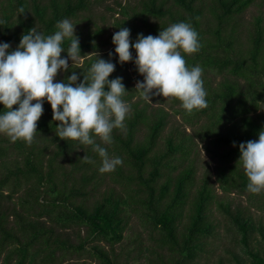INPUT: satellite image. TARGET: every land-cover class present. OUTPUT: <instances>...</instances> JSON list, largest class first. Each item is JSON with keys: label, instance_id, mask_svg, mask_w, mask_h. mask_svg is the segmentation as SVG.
I'll return each mask as SVG.
<instances>
[{"label": "trees", "instance_id": "trees-1", "mask_svg": "<svg viewBox=\"0 0 264 264\" xmlns=\"http://www.w3.org/2000/svg\"><path fill=\"white\" fill-rule=\"evenodd\" d=\"M198 1L136 0V6L131 8L116 3L118 13L125 18L118 22L115 20L112 28H128L130 40L134 43L138 34L156 36L160 30L168 27L165 23L159 24L158 30L156 25L147 21L149 17L161 23L165 20L170 24H191L198 33L201 48L197 53L185 55L187 66H200L202 74L214 70L216 74L227 77L213 88L203 84L207 93V107L194 109L191 114L182 108L179 113L186 115L184 120L190 124L194 116L205 117L193 135L201 142H207L203 149L215 161L214 175L219 191L222 194H245L249 205L260 209V203L251 202L255 194L247 190L248 179L239 160V145L258 140L259 132L264 130V112L256 114L258 103H262L264 108V59L260 58L264 47L262 27L258 25L259 19H256L245 54L237 52L230 55L232 40L228 34H220L223 23L231 15L240 13L250 0H211L210 14L217 23L216 28L207 27L205 30L198 28L202 13ZM7 3L8 12L4 10L0 16V43L19 45L22 35L32 28L44 36L54 34L58 30V22L74 18L87 10L90 1L43 0L42 3V0H7ZM21 7L24 11L29 7L32 17H26L25 12L21 14L18 11ZM13 8L16 15L11 22ZM127 20L132 22L127 24ZM135 20L143 27L134 26ZM17 28L18 34L15 33ZM205 35L213 37L214 42ZM69 43L70 39L65 38L62 47L67 50ZM79 48L95 49L87 44H79ZM130 50L133 60L135 50ZM96 58L89 57L80 66H69L63 70L61 82H66L73 72L79 77L77 83L82 82L84 76L89 75ZM100 58L115 65L109 80L125 77L122 83L126 93L122 99L131 109L124 121V128L113 130L112 144H104L98 137H93L95 143L106 148L110 157L123 160L122 165L106 173L120 191L114 193L109 189L90 208L74 201L85 195L83 188L94 179L97 169L93 167L101 157L91 145L62 140L56 135L59 122L52 120L51 106L45 100L33 142L31 145L23 140L11 142L9 147L15 157L11 166L0 174V196L5 187H9L5 196L10 197L24 184L25 198L21 199L19 207L25 214L36 218L30 221L27 220L28 215L25 217L14 213L17 224L14 231L6 229L4 217L0 215V253L6 252L4 262L7 263L15 255L14 264H53L55 252H61L60 260L65 249L82 251L88 239L109 245L117 243L121 240L128 215L132 213L148 230L149 239L155 246L169 255L170 264H194L204 245L203 240L214 233V226L206 213L214 205L238 236L237 243L241 245L248 264H264V225L254 222L244 211L236 208L230 210L227 202L217 200L205 175L199 182L195 180L194 159H189L193 152L190 136L172 130L162 140L161 147L157 148L156 140L165 126L166 113L158 107L147 111L148 104L141 99L131 101L138 90L127 84V74L124 73L126 63H120L110 53ZM132 70L138 71L136 66ZM136 79L140 80L138 77ZM238 79L241 83L237 82ZM4 111L0 105V114ZM142 126L144 132L141 139L135 140ZM7 149L8 146L0 145V158L8 155ZM84 156L90 158L91 162L82 160ZM63 162L67 163V170ZM41 219L49 223L48 227L44 226V222H39ZM74 227L84 228L86 234L76 245L67 244L66 240L53 235L55 228ZM254 232L259 236L260 250L251 251L247 242ZM90 251L89 255L98 260L97 264H111L101 248L94 245ZM230 257L229 264H244L234 253Z\"/></svg>", "mask_w": 264, "mask_h": 264}, {"label": "clouds", "instance_id": "clouds-1", "mask_svg": "<svg viewBox=\"0 0 264 264\" xmlns=\"http://www.w3.org/2000/svg\"><path fill=\"white\" fill-rule=\"evenodd\" d=\"M18 11L25 12L22 7ZM56 28L48 36L30 29L13 51H9V43H0V105L5 109L0 114V134L7 135L12 142L23 140L31 145L46 100L51 106L52 120L59 122L56 135L62 140L93 146L102 158L99 171L112 172L123 160L110 157L93 137L110 145L113 130L125 126L131 109L122 99L126 93L122 78L109 80L115 65L95 53L97 58L82 82L77 83L79 77L75 72L66 82H55L58 70L68 69V59L74 62L81 56L75 25L63 19ZM65 38L70 39V45L67 58H61ZM112 43L120 63L131 61L130 49L135 50L134 63L143 76V82L137 81L135 89L142 99L151 103L152 95L176 98L189 114L207 107L203 70L200 66L189 68L185 60V55L201 48L198 33L190 23H173L156 36L138 34L135 43L130 40V30L121 27L112 36ZM239 151L248 179L247 190L259 194L264 191V130L259 132L258 140L240 143ZM82 160L91 162L86 156Z\"/></svg>", "mask_w": 264, "mask_h": 264}, {"label": "rangeland", "instance_id": "rangeland-1", "mask_svg": "<svg viewBox=\"0 0 264 264\" xmlns=\"http://www.w3.org/2000/svg\"><path fill=\"white\" fill-rule=\"evenodd\" d=\"M90 4L87 10H84L76 15V17L69 19L74 28V35L78 37L79 44H87L89 46L93 45L95 49L93 50H80V57L76 61L68 59L69 66H80L84 60L89 57L98 54L99 58L105 54L111 53L115 58L118 56L115 53V45L112 42V36L119 29H113L112 24L116 20L117 22L124 19L125 17L118 13L119 7L116 6L118 3L120 6H136V0H89ZM199 6L202 9L201 16L199 18L198 28L205 30L208 28H216V19L214 20L210 14L211 0H199ZM43 3V0H42ZM7 0H0V16L2 11L8 12ZM112 9L114 11H111ZM218 13V12H215ZM26 17L31 18L32 14L29 7L25 11ZM16 12L13 8V13L11 14L10 21L13 22L15 19ZM256 19H259L258 25L262 27V36L264 37V0H250V3L238 14H233L223 23L222 30L220 32L221 36L228 34L232 40V45L230 47V55H235L237 52L245 54L246 48L250 43V33L255 26ZM150 24L156 25V28L160 30L159 24H164L169 26V22L162 20H156L153 18H147ZM34 22V20H33ZM132 22V21H131ZM127 20V24L131 23ZM35 25V23H34ZM134 26L143 27L141 23L137 20L133 22ZM13 28V27H12ZM12 30V29H11ZM18 28L15 33L18 34ZM211 42H214V38L210 35H205ZM104 42V43H102ZM11 47V51L15 50L18 45L16 43L8 42ZM135 43V42H134ZM70 43L66 45L69 47ZM135 52V51H134ZM233 52V53H232ZM222 55V53H221ZM136 56V53H135ZM135 56L133 60L126 63V68L124 73H126L127 84L135 88L136 78H140L139 81L143 82V76L137 72H133L132 68L135 66ZM61 58H67V50L61 53ZM262 59H264V47L261 54ZM63 76V70H58V74L55 77V82H61ZM122 77V76H119ZM227 77L225 74L222 76L216 74L214 70L206 71L202 74L203 84H208L210 88H213L216 84L221 82ZM125 77H122L124 79ZM237 82L241 83L238 79ZM143 100L148 104V110L154 109L156 107L161 108L166 113V123L163 130L160 132L158 139L156 140L157 148L161 147L162 140L165 136L172 130L182 131L185 135L192 138L193 142V152L189 155V159H194V177L195 180L199 182L203 175L206 176L207 182L211 187V190L215 194L216 199L227 202L229 204L230 210L239 209L244 211L245 215H249L254 222H260L264 225V191L259 194H255L253 202L254 204H261L260 209L254 208L249 205L247 196L239 195L236 193L222 194L215 182V161L211 160L208 153L203 149L207 146V142H201L198 138L194 137L195 130L198 129L199 125L205 120L204 116H194L190 119L192 124L185 122L184 117L186 115L179 113L183 107L181 102L176 98H165L163 96L152 95L151 103H148L141 98L140 91L138 90L136 95L132 97L131 101ZM259 108L256 114L264 112L262 103H258ZM198 118V119H197ZM193 120L195 123H193ZM144 132L143 126L140 127L138 133L135 136V140H140L142 133ZM12 141L5 134H0V145L8 146L9 149L6 150L8 155L0 158V174L4 173L5 168L11 166L14 159V152H11L10 143ZM9 152H11L9 154ZM5 153V154H6ZM174 163H177L174 161ZM185 163V161H184ZM102 165V158L96 161L93 169H97V173L94 174V179L84 186L83 191L85 195L80 198H75L76 203H82L86 208H90L95 201L100 199L101 196L107 194L109 189L115 192H119L120 188L116 184H113L106 173H101L99 168ZM65 170H67V163L63 162ZM25 185L22 184L19 190L14 192L10 197L5 196L9 187H5L2 190V195L0 196V215L4 217L6 222V229L16 230L17 224L14 218V213H18L20 216L28 215L27 220L33 221L36 219L31 214L24 212L22 208L19 207L21 199L24 197ZM207 215L210 217V221L214 226V233L212 236L204 239V245H202V250L199 252L197 257L194 259V264H229L230 254L234 253L237 255L244 264H248V261L241 251V245L237 243L238 236L230 229V224L228 220L214 207L211 205L206 210ZM128 215V213H126ZM39 222H44V226L48 227L49 223L41 219ZM155 234V233H154ZM153 234V235H154ZM54 236L61 240H66L67 244L76 245L78 241L83 240L86 237L84 228H70V229H54ZM96 245L103 250L111 264H170L169 255L165 250L159 249L155 246V243L149 239L148 230L143 227L135 215L132 213L128 215V221L121 232V240L114 244H106L102 241L95 242L92 240H85L84 249L82 251H74L65 249L63 255L58 259L60 251L55 252V259L53 264H97L98 260L89 253L91 252V247ZM249 250L256 251L260 250V240L256 232H254L247 242ZM10 248V247H7ZM6 248V249H7ZM6 252L0 253V264H14L16 256L12 255L11 258L4 262L3 257ZM37 258H35L36 261ZM245 260V261H244ZM25 264V263H23Z\"/></svg>", "mask_w": 264, "mask_h": 264}]
</instances>
